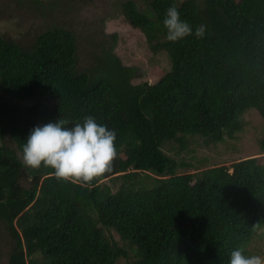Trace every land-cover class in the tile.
Segmentation results:
<instances>
[{
  "label": "trees",
  "instance_id": "16d2710c",
  "mask_svg": "<svg viewBox=\"0 0 264 264\" xmlns=\"http://www.w3.org/2000/svg\"><path fill=\"white\" fill-rule=\"evenodd\" d=\"M16 1L41 15L81 8ZM143 1L120 8L149 48L169 58L155 82L133 83L137 69L114 51L117 34H84L69 12L36 28L28 46L0 33V221L13 239L9 264H228L231 249L255 254L249 244L264 238L258 156L194 171L182 157L195 136L207 144L234 136L248 109L264 118V0ZM170 4L204 34L168 40ZM82 44L89 49L80 65ZM87 115L117 133L112 167L88 181L28 166L4 142L7 132L22 154L34 125L57 118L71 127Z\"/></svg>",
  "mask_w": 264,
  "mask_h": 264
},
{
  "label": "rangeland",
  "instance_id": "374dc122",
  "mask_svg": "<svg viewBox=\"0 0 264 264\" xmlns=\"http://www.w3.org/2000/svg\"><path fill=\"white\" fill-rule=\"evenodd\" d=\"M74 1L73 5L76 3L81 7L79 13L76 11L69 12L66 7H63L65 11L61 8L52 11L44 9V14L41 15L42 10L37 11L32 4L20 8L16 0H0V33L17 44L28 46L32 43L36 28L51 23V20L60 22L64 17L72 15L76 19L74 24L77 23L78 30H82L84 34L98 30V37L101 39L106 34L113 32L117 34L114 51L122 63L133 65L137 69L136 77L132 79L133 83L155 82L169 69L170 61L167 54L163 51L154 53L149 48L143 32L127 22L120 8V1L122 0H77L80 1L81 5ZM135 1L140 8L145 5L143 0ZM107 39L109 38L107 37ZM79 49L81 51L79 64L82 65L87 60V56H82V54L87 55L89 48L86 44H82L79 45ZM17 103L23 107L32 104V102L20 101ZM242 122V129L232 137L225 136L223 141L207 144L203 142L201 137L195 136L193 142L187 146L191 153L182 156L196 165V169L192 171L220 164L230 165L238 159L258 155L259 160L264 162V149L261 148V139L264 136V118L256 109L251 108L243 113ZM3 137L6 146L12 148L22 159V154L9 134L5 132ZM166 147L168 153L174 154L175 151L172 148H168V145ZM179 157L181 155L177 158ZM178 171L183 172L184 169ZM258 230L260 234H264V227H260ZM107 232L121 244L122 240L114 230L110 229ZM249 246L254 253H264V238L256 236ZM12 247L13 239L4 223L0 221V264H9L8 260ZM119 264H125V261L121 260Z\"/></svg>",
  "mask_w": 264,
  "mask_h": 264
},
{
  "label": "clouds",
  "instance_id": "9594fccd",
  "mask_svg": "<svg viewBox=\"0 0 264 264\" xmlns=\"http://www.w3.org/2000/svg\"><path fill=\"white\" fill-rule=\"evenodd\" d=\"M162 23L168 40L204 34V25L194 28L181 18L175 4L167 7ZM66 124L65 119L56 118L34 125L22 145L23 162L33 168L41 164L50 166L59 177H77L84 181L110 170L117 155L116 130L98 122L92 115L71 127ZM228 264H264V253L245 254L244 249L237 246L231 249Z\"/></svg>",
  "mask_w": 264,
  "mask_h": 264
},
{
  "label": "bare ground",
  "instance_id": "6f19581e",
  "mask_svg": "<svg viewBox=\"0 0 264 264\" xmlns=\"http://www.w3.org/2000/svg\"><path fill=\"white\" fill-rule=\"evenodd\" d=\"M1 5V4H0ZM126 62V61H125ZM129 66V65H128ZM136 82V81H135ZM2 97V96H1ZM5 97V96H4ZM172 140V139H171ZM163 146V145H162ZM259 156V155H258ZM132 173H134V172H132ZM110 179V178H109ZM141 183V182H140ZM141 186V185H140ZM124 187V186H123ZM121 190V189H120ZM258 235V234H257ZM258 237H259V235H258ZM124 240V239H123ZM131 244H133V243H131ZM123 251V250H122ZM127 254V253H126Z\"/></svg>",
  "mask_w": 264,
  "mask_h": 264
}]
</instances>
